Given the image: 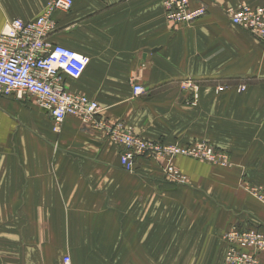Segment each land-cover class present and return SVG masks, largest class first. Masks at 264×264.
<instances>
[{
    "label": "crops",
    "instance_id": "0c3cea01",
    "mask_svg": "<svg viewBox=\"0 0 264 264\" xmlns=\"http://www.w3.org/2000/svg\"><path fill=\"white\" fill-rule=\"evenodd\" d=\"M50 1L0 0V32L9 20H33ZM165 1L72 0L70 11L54 12L52 42L89 58L81 77L64 83L98 103V118L163 145L202 138L232 167L177 157L188 180L177 187L154 158L137 157L124 171L121 147L76 118L55 132L46 113L29 110L22 125L0 113V264H62L65 256L104 264L103 248L121 238H137L138 250L118 258L144 264V238H192L191 252L199 244L205 252L210 238L240 221L264 231V207L241 185H264V42L226 14L264 0H191L206 14L184 27L167 23ZM186 79L200 86L196 100L179 89Z\"/></svg>",
    "mask_w": 264,
    "mask_h": 264
},
{
    "label": "built area",
    "instance_id": "2783aa9c",
    "mask_svg": "<svg viewBox=\"0 0 264 264\" xmlns=\"http://www.w3.org/2000/svg\"><path fill=\"white\" fill-rule=\"evenodd\" d=\"M71 7L72 0H52L33 20L15 18L4 24L0 32V97L32 96L37 106L49 116L55 132L67 117L88 124L103 133L111 143L121 147L120 165L126 172H132L140 156L167 161L164 172L171 176H177L170 163L178 156L225 164L227 154L214 152L206 144L165 146L144 140L121 124H110L98 118L100 106L95 100L73 93L66 87L65 78L78 80L89 64V58L84 54L53 43L51 39L56 31L52 14L56 11L68 12ZM163 7L165 19L172 27L187 26L206 14L203 5L191 7V0H166ZM226 14L233 25L264 42L263 10L239 5L229 8ZM181 88L191 92L196 100L200 90L198 83L187 79L181 82ZM244 89L245 85H239L236 92L241 93ZM223 90L224 87L216 88V92ZM132 91L137 96L144 89L135 85ZM227 238L236 245L226 258L229 264H260L254 254L264 251L263 236L255 231H247L239 236L233 231ZM62 264H71L68 256L62 259Z\"/></svg>",
    "mask_w": 264,
    "mask_h": 264
},
{
    "label": "rangeland",
    "instance_id": "374dc122",
    "mask_svg": "<svg viewBox=\"0 0 264 264\" xmlns=\"http://www.w3.org/2000/svg\"><path fill=\"white\" fill-rule=\"evenodd\" d=\"M239 5H245V6H248L249 8L261 9L264 11V7H259V6L255 7V6H250L244 3H241ZM220 87H223V86H220ZM179 89L181 91H184L181 88V82L179 83ZM245 91H246V87L239 94H242ZM29 110L31 112H33L32 110H34V113H33L34 115H36L38 112H42L44 115H46L45 112H43V110H41L37 106L35 99L32 96H29L27 94L22 95L20 98H17V96L0 97V113L3 115L5 119L10 118L12 122L15 123L16 125H18L19 123L21 125L24 124L25 118L31 115ZM131 132L135 134L132 130ZM139 137L146 140L145 138L141 136ZM197 143L206 144L208 147L213 149L214 152L220 151V150H217V148H215V146H213L211 143H207V140H202V138L198 140H194V143H191L190 145H186V146L178 145V144H172V145L188 147L191 145H195ZM178 157H182V156H178ZM202 162H205L214 167L216 166L232 167L233 165L229 161L228 156H227V161H225V164L224 163L222 164L223 166L216 162H206V161H202ZM167 163H168L167 161L166 162L162 161V167H161L164 173L165 179L168 182H170L172 185H175L177 187L187 185L188 180L183 174H181L174 167L172 161L170 165L177 172V176L179 175L180 177L177 178V176L167 175L164 172V169L166 168ZM241 185H242V190H244V192H246L248 196L252 197L256 202H258L264 207V201H263L264 200V185L263 184L246 183L243 181ZM246 221H240L242 223L246 222L245 224H242V223L232 224L221 235H217L216 238H210L208 240V248L205 252H204V246L200 244L198 246H194V250L193 252H191L192 238H189L190 242L187 244L185 243V239L187 238H158L159 241L157 242H153L154 238H144V243H142V240H140V247L141 248L144 247L143 252L146 256V259L144 260V264H153L154 260H157V264H229L226 261V258L229 252L232 249H234V247H236L235 244H232L229 242V238H227V235L229 233L234 231L239 236L240 235L242 236V234L247 231H255L256 233L264 237V231H262L260 228L261 224L257 223L258 225H255L256 223H254L253 221H250V220H246ZM125 242H126V238H121L120 241L114 240L113 246L109 248L110 251H107L106 249L108 244L105 245L103 250L108 254L109 259H106L104 261V264H131V260H129V262L127 261L126 263H123L125 262V260H123L124 258L121 259L122 257L118 258V256L120 255V252L121 253L124 252L129 255H132L131 254L132 252H137L138 250L137 238H129V242L128 243H125ZM152 250H155V259H152V255H153ZM186 251H188L189 253H186ZM263 254H264V251L256 252L254 254L260 264H264L260 258L261 255Z\"/></svg>",
    "mask_w": 264,
    "mask_h": 264
}]
</instances>
